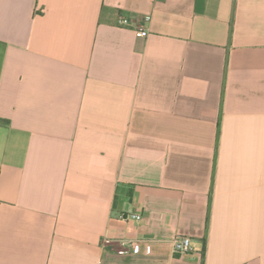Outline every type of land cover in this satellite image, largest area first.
Masks as SVG:
<instances>
[{"label": "crops", "instance_id": "obj_1", "mask_svg": "<svg viewBox=\"0 0 264 264\" xmlns=\"http://www.w3.org/2000/svg\"><path fill=\"white\" fill-rule=\"evenodd\" d=\"M0 264H264V0H0Z\"/></svg>", "mask_w": 264, "mask_h": 264}, {"label": "built area", "instance_id": "obj_2", "mask_svg": "<svg viewBox=\"0 0 264 264\" xmlns=\"http://www.w3.org/2000/svg\"><path fill=\"white\" fill-rule=\"evenodd\" d=\"M144 20H146V18H136V19H132L129 17H125V16H121L118 20L119 25L122 26H129L132 25L133 23L137 25L140 33L143 36H147L149 34V30L146 28V26L144 25ZM131 218L137 222H140L143 217L140 213H132L131 214ZM133 249L138 250L139 244H132ZM136 247V248H135ZM172 247L173 250L175 252L178 253H190L193 250V241L192 238L190 236H186V235H178L176 237H174L172 239Z\"/></svg>", "mask_w": 264, "mask_h": 264}]
</instances>
